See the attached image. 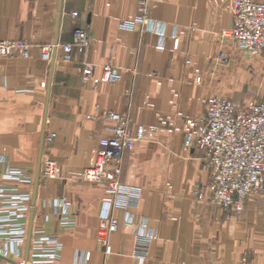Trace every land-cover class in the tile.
Here are the masks:
<instances>
[{"label":"crops","instance_id":"obj_1","mask_svg":"<svg viewBox=\"0 0 264 264\" xmlns=\"http://www.w3.org/2000/svg\"><path fill=\"white\" fill-rule=\"evenodd\" d=\"M137 2L0 0V40L27 45L26 56L0 57V182L24 189L2 178L8 167H19L33 175L34 184L43 129L54 135L47 155L63 173L37 185L23 258L28 230L31 236L44 228L61 243L53 264H264V191L239 213L198 202L197 193L207 194L211 168L204 149L187 136L210 96L234 103L264 99V52L248 56L222 35L231 24L232 0H148L151 21L140 30L121 28L135 17ZM156 22L163 24L162 36ZM75 28L85 30L89 45H73L65 61L62 45L72 42ZM55 36L49 83L50 61L41 58V48L52 46ZM83 62L96 66L95 77L111 62L119 78L83 83ZM105 111L127 112L131 124L149 134L122 157L125 192L119 199L133 204L112 207L118 228L104 251L97 243L104 187L79 177L95 160L98 140L112 134L110 122L85 117ZM61 198L75 217L73 227L60 229L54 215L62 210ZM126 214L153 237L138 241ZM20 260L0 254L1 264Z\"/></svg>","mask_w":264,"mask_h":264},{"label":"built area","instance_id":"obj_2","mask_svg":"<svg viewBox=\"0 0 264 264\" xmlns=\"http://www.w3.org/2000/svg\"><path fill=\"white\" fill-rule=\"evenodd\" d=\"M76 12L71 18L76 19ZM151 21L147 0H138L137 12L133 19L121 23L120 27L130 31L142 29ZM154 30L162 36L163 24L156 22ZM225 36L232 40L246 55L264 52V2L252 0H234L231 13V27ZM73 45L87 46L89 39L82 28H75L71 43L62 45V59H71ZM53 45L41 48V58L50 61ZM18 53L27 55V45L21 41L0 40V57ZM221 61H224V57ZM96 66L91 62H83L81 81L92 80L109 83L119 78V73L111 62L101 65V75L95 77ZM45 84L42 83V86ZM204 114L194 121L192 131L187 136L193 138L194 144L204 149V157L212 169L208 201L213 206L224 210L239 212L249 197L257 195L264 187V104L251 102L246 111L238 116L234 103L227 98L211 96L205 102ZM93 120H105L112 125L111 135L101 137L96 147L95 160L85 166L80 181L91 184H104L105 195L102 197V210L97 228V243L101 250L108 246L110 235L118 228V217L112 207H129L131 204L119 197L125 188L118 181L122 157L126 151L148 135V131L140 124H131L127 112L117 113L105 111L101 114L87 115ZM54 135L44 137V144H49ZM62 176L58 164L47 156L41 157L39 184L48 179ZM4 178L22 183L24 189L15 185L0 182V249L2 256H18L22 263L24 242L27 232L28 211L31 207V186L33 175L23 168L8 167ZM129 192L126 191V194ZM205 195L198 193V200ZM62 210L57 216L60 229L73 227L75 217L68 208L66 199L59 200ZM126 213V212H125ZM126 222L133 224L138 241H149L153 235L150 230L138 227L133 215L126 214ZM135 254L145 252L136 250ZM61 255V243L55 234H49L44 228L31 231L27 264H53ZM89 259V252L83 253V261ZM1 264V262H0ZM83 264V263H82Z\"/></svg>","mask_w":264,"mask_h":264},{"label":"rangeland","instance_id":"obj_3","mask_svg":"<svg viewBox=\"0 0 264 264\" xmlns=\"http://www.w3.org/2000/svg\"><path fill=\"white\" fill-rule=\"evenodd\" d=\"M148 1V0H147ZM233 1L234 0H232V2H231V5H230V15H231V13H232V4H233ZM148 9H149V15H151L150 14V6H149V3H148ZM230 27H231V24H230ZM230 27H229V29H230ZM228 29V30H229ZM140 30V29H139ZM225 33L226 32H224V33H222V35H224L225 36ZM249 56H252V55H249ZM62 58V57H61ZM101 75V74H100ZM211 97V96H210ZM209 98V97H208ZM222 98V97H221ZM207 100V99H206ZM231 100V99H230ZM264 99H260V100H252V101H249V102H243V101H241V102H233L232 100V102L234 103V105H235V109H236V112L237 111H242V112H245L246 111V107H247V105L249 104V103H251V102H258V103H263L262 101H263ZM206 102V101H205ZM264 104V103H263ZM205 105V104H204ZM85 118H87V116L85 117ZM196 120V119H195ZM133 125H135V124H133ZM141 125V124H140ZM145 128V127H144ZM147 130V129H146ZM148 131V130H147ZM149 134V133H148ZM44 137H45V135H44ZM145 140V139H144ZM50 144V143H49ZM48 145V144H47ZM47 145L46 144H44V138H43V146H42V152H41V157L44 155V156H47L48 157V155H47V150H46V147H47ZM49 158V157H48ZM50 159V158H49ZM204 159H205V157H204ZM51 160V159H50ZM206 161V160H205ZM94 162V161H93ZM207 162V161H206ZM40 164H41V161H40ZM58 164V163H57ZM207 165H208V163H207ZM58 166H59V168H60V165L58 164ZM88 166V165H87ZM209 166V165H208ZM84 168V167H83ZM82 168V169H83ZM61 170V169H60ZM39 171H40V168H39ZM81 172H82V170H81ZM211 174H212V169H211ZM80 175H81V173H80ZM62 176H63V173H62ZM61 175L58 177V178H60V177H62ZM79 181H80V177H79ZM118 181H119V175H118ZM80 182H82V181H80ZM210 182H211V179H210ZM84 183H86V182H84ZM38 184H39V177H38ZM89 184H91V183H89ZM98 185V184H97ZM100 185H103V187H104V190H105V185L104 184H100ZM210 186V185H209ZM262 191H264V187H262L261 189H260V192L258 193V194H260ZM199 193H202V194H204L205 195V198L203 199V200H198L197 199V201L198 202H200V203H202V202H206L208 205H210V206H212V207H218V208H220V209H222L221 207H219V206H213V205H211L210 203H209V201H208V197H209V195H210V190H209V187H208V191H207V194L204 192V191H200ZM257 194V195H258ZM105 195V191H104V193H103V196ZM254 196H256V195H254ZM253 197V196H252ZM196 198H198V193H197V196H196ZM250 198V197H249ZM248 198V199H249ZM102 199V198H101ZM247 199V200H248ZM247 202V201H246ZM245 202V203H246ZM245 207V204H244V206H243V208ZM243 208H242V210H243ZM224 210V209H223ZM241 210V211H242ZM225 211H228V212H232V213H239V212H241V211H239V212H236V211H232V210H225ZM241 262L242 263H245L246 262V257H243L242 259H241Z\"/></svg>","mask_w":264,"mask_h":264},{"label":"water","instance_id":"obj_4","mask_svg":"<svg viewBox=\"0 0 264 264\" xmlns=\"http://www.w3.org/2000/svg\"><path fill=\"white\" fill-rule=\"evenodd\" d=\"M56 47H57V36H55V38H54L53 47H52L53 51L56 50ZM54 60H55V53H52V56L50 59V75H49V81H48L49 83L51 81V73H52V69H53ZM48 91L49 90H47V94H46V106H47V101H48V96H49ZM46 106H45V111H46ZM45 117H46V112L44 115V121H45ZM43 138H44V129L42 130V133H41V140H40V147H39V159L37 162L36 172H35V177H34L32 201H31V212L33 210V206H34V202H35V195H36V190H37V185H38L40 158H41V152H42V146H43ZM31 216H32V214H31ZM29 239H30V230H28L26 246H25V253H24V258H23L22 263L12 261L13 263H15V264H27V256H28V250H29Z\"/></svg>","mask_w":264,"mask_h":264}]
</instances>
